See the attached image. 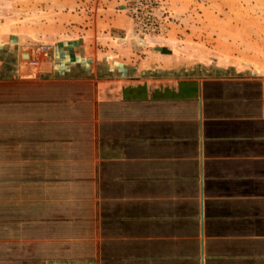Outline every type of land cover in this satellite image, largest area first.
<instances>
[{"label":"crops","instance_id":"obj_1","mask_svg":"<svg viewBox=\"0 0 264 264\" xmlns=\"http://www.w3.org/2000/svg\"><path fill=\"white\" fill-rule=\"evenodd\" d=\"M4 40L0 264H264V73Z\"/></svg>","mask_w":264,"mask_h":264},{"label":"rangeland","instance_id":"obj_2","mask_svg":"<svg viewBox=\"0 0 264 264\" xmlns=\"http://www.w3.org/2000/svg\"><path fill=\"white\" fill-rule=\"evenodd\" d=\"M117 11L130 28L111 41L108 20ZM262 11L264 0H0V40L19 53L61 41L125 40L138 57L166 59L184 74L216 67L264 73Z\"/></svg>","mask_w":264,"mask_h":264},{"label":"built area","instance_id":"obj_3","mask_svg":"<svg viewBox=\"0 0 264 264\" xmlns=\"http://www.w3.org/2000/svg\"><path fill=\"white\" fill-rule=\"evenodd\" d=\"M51 50L52 47L49 45H38L31 48L26 54H23L22 57L24 59H22V61L26 67L35 69L42 63L43 58L47 56Z\"/></svg>","mask_w":264,"mask_h":264},{"label":"bare ground","instance_id":"obj_4","mask_svg":"<svg viewBox=\"0 0 264 264\" xmlns=\"http://www.w3.org/2000/svg\"><path fill=\"white\" fill-rule=\"evenodd\" d=\"M139 43H141L140 41H138ZM25 54H26V52H25Z\"/></svg>","mask_w":264,"mask_h":264},{"label":"water","instance_id":"obj_5","mask_svg":"<svg viewBox=\"0 0 264 264\" xmlns=\"http://www.w3.org/2000/svg\"><path fill=\"white\" fill-rule=\"evenodd\" d=\"M26 56V55H25Z\"/></svg>","mask_w":264,"mask_h":264}]
</instances>
